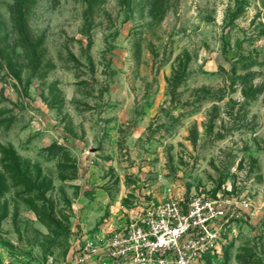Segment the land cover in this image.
<instances>
[{"label": "rangeland", "instance_id": "374dc122", "mask_svg": "<svg viewBox=\"0 0 264 264\" xmlns=\"http://www.w3.org/2000/svg\"><path fill=\"white\" fill-rule=\"evenodd\" d=\"M168 196L229 199L199 264H264V0H0V264Z\"/></svg>", "mask_w": 264, "mask_h": 264}, {"label": "built area", "instance_id": "2783aa9c", "mask_svg": "<svg viewBox=\"0 0 264 264\" xmlns=\"http://www.w3.org/2000/svg\"><path fill=\"white\" fill-rule=\"evenodd\" d=\"M229 203L168 196L142 209L124 230L85 238L73 264H199L221 239Z\"/></svg>", "mask_w": 264, "mask_h": 264}, {"label": "trees", "instance_id": "16d2710c", "mask_svg": "<svg viewBox=\"0 0 264 264\" xmlns=\"http://www.w3.org/2000/svg\"><path fill=\"white\" fill-rule=\"evenodd\" d=\"M94 9V2L93 3H91V5H90V8H89V13L92 11ZM83 32H84V30H83Z\"/></svg>", "mask_w": 264, "mask_h": 264}]
</instances>
